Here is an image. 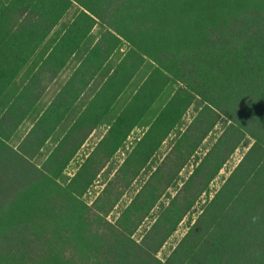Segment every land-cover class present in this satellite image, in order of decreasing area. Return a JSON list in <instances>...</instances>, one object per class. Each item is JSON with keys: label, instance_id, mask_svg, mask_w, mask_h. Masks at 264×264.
<instances>
[{"label": "trees", "instance_id": "trees-1", "mask_svg": "<svg viewBox=\"0 0 264 264\" xmlns=\"http://www.w3.org/2000/svg\"><path fill=\"white\" fill-rule=\"evenodd\" d=\"M73 7L71 22L42 52ZM95 27L100 30L95 43L19 136ZM122 47V58L84 110L42 154ZM146 63L150 72L110 117ZM196 102V113L184 123ZM221 119L226 126L198 157ZM105 121L104 136L61 182ZM136 128L141 135L124 148ZM246 138L247 151L210 197L211 182ZM121 150V163L86 202ZM142 175L139 188L110 221ZM203 195L206 201L192 212ZM154 209L152 223L136 240ZM191 213L197 215L183 237L168 256L158 258ZM0 264H264V0H0Z\"/></svg>", "mask_w": 264, "mask_h": 264}, {"label": "rangeland", "instance_id": "rangeland-1", "mask_svg": "<svg viewBox=\"0 0 264 264\" xmlns=\"http://www.w3.org/2000/svg\"><path fill=\"white\" fill-rule=\"evenodd\" d=\"M76 14V8H71L69 12L65 15V17L60 21V23L55 27V29L52 31V33L47 38L45 45L43 47V51H46L48 48L53 46L56 41L59 39L62 31L65 29V27L71 22L72 18ZM100 35V30L98 27H95L85 43L80 47V50L76 53V55L72 58L70 63L67 65V67L63 70L60 77L57 78V80L51 85L46 95L43 97V99L39 102V104L35 107L34 111L32 112L31 116L29 117V120L26 124H24L19 132V136H21L25 130L29 127V123L34 121L36 117L39 116V114L45 109V107L48 105L49 101L53 98L57 90L60 88V86L64 83L66 80V77L72 72V70L77 66L78 62L83 58L84 54L92 47V45L97 40L98 36ZM126 51V47H122L121 49L115 51L110 59L107 61L105 67L102 69V71L99 74V78H96L94 82L91 84V86L84 92L81 100L78 101V103L75 105L71 113L68 115L66 121L56 130V132L52 135V137L45 143L43 147L42 154H47L55 145L56 141L62 137L64 132L69 128L71 125V122L74 118L78 116L80 111L82 110L83 104L88 102V100L92 97L94 91L100 84L101 80L103 79L104 75L109 73L112 68L116 66V64L119 62V60L122 58L124 52ZM151 66L146 63L141 73L133 80V82L130 84L129 88L125 92V94L122 95L120 98V103L116 106V113L120 110L122 104L126 101L128 96L133 92L134 88H136L138 82L140 79L146 76L148 72H150ZM27 71L23 72L17 81V86H22L23 82L25 81V78L27 76ZM172 90V87L167 90V94H170ZM199 106V103H194V105L189 109L186 116L184 117V123H188L191 119V117L196 113V108ZM116 113L110 114L111 116H115ZM226 126V121L224 119H221V121L217 124V126L214 128V130L209 134V136L205 139L201 146V150H199L197 156L202 157L204 153L207 151V149L210 148V146L214 143L215 139L219 136L220 132L223 130V128ZM105 130V127H101L100 130H97L96 133L90 137L86 143L81 147L77 155L73 158V160L68 164L67 168L65 169L61 182L65 183L69 178L73 176L75 171L77 170V167L82 162V159L88 152L92 150L94 145L97 143L99 136L102 134V132ZM141 130H134L133 133L129 136L127 139L126 145L124 148H128L133 140L139 136ZM16 144V143H15ZM251 144L250 139H245L244 142L240 145L238 149L235 150V152L229 157L228 161L223 165L222 169L218 173L217 177L211 182L209 186V193L210 197L214 194L216 190L222 185L223 181L227 178L231 170L238 164L240 159L242 158L243 154L247 151L248 147ZM170 147V140L167 141L165 144L162 145L160 151H159V158L168 150ZM124 152L123 150L116 153L114 158L112 159L111 163L108 165V167L105 169V171L100 175V177L95 182L94 186L89 190V192L84 197L85 201L90 203L96 196V194L100 191L102 188L103 182L110 177V174L112 171L119 165L124 158ZM192 162L189 163L187 167L181 172L180 179L182 180L186 179L189 175L190 171L192 170ZM144 175L140 177V179L134 183V185L130 188V190L126 193V195L122 198L120 203L115 207L113 212L108 216V219L110 221H114L115 218H117L120 210L124 208V206L127 205L130 198L134 195L135 191L139 188L140 184L144 180ZM170 192V191H169ZM171 196H173L174 192H170ZM206 201V196H202L199 200V203L193 208L192 212L198 213L200 207L204 204ZM157 209H154L151 213V218L147 219L142 226L138 229L136 232L134 238L136 240H139L142 234L146 229L149 228L150 224L152 223V220L154 219L156 215ZM197 213H191L188 216H186L182 222L179 224L177 230L173 235L167 240V242L162 246L161 250L157 254L158 258L164 259L168 254L171 252V250L176 246V244L179 242V240L183 237L185 234L187 227L189 226V223L193 221L196 218ZM153 218V219H152Z\"/></svg>", "mask_w": 264, "mask_h": 264}, {"label": "crops", "instance_id": "crops-1", "mask_svg": "<svg viewBox=\"0 0 264 264\" xmlns=\"http://www.w3.org/2000/svg\"><path fill=\"white\" fill-rule=\"evenodd\" d=\"M73 71H74V69H73L72 72L66 77V79L69 78V76L73 73ZM99 74H100V73H99ZM99 74H98V75L93 79V81L87 86L86 90L91 86V84L94 82V80H95L96 78H99ZM60 75H61V74H60ZM60 75L58 76V78L60 77ZM61 86H62V85H61ZM98 88H99V85H98V87L96 88V90L94 91L93 95L96 93V91L98 90ZM86 90H85V91H86ZM85 91H84V92H85ZM84 92H83V94H84ZM83 94L80 96L79 100H81ZM93 95H92V97H93ZM92 97H91V98H92ZM91 98L88 100V102H86L85 104H83V106H82V111H83L84 108L86 107V104L89 103V101L91 100ZM79 100H78V101H79ZM78 101H77V103H78ZM77 103H76V104H77ZM76 104H75V105H76ZM116 106H117V105H115V104L113 105V107H112V109H111V112H110L109 114H112V113L114 114V113H116ZM74 107H75V106H74ZM109 116H110V115H109ZM107 124H108V123L105 121V124L97 126V127L92 131V133L89 135L88 139H89L90 137H92V136L96 133L97 130H100L101 127L104 126V127H105V130H104V131L102 132V134L99 136V138H98V141H99V140L104 136V134L106 133V131H107V129H108V125H107ZM136 129H137V128H136ZM136 129H134V130H136ZM134 130H133V131H134ZM138 130H140V129H138ZM133 131L131 132V134L133 133ZM131 134H130V135H131ZM140 135H141V131H140L139 136H140ZM139 136H138V137H139ZM128 138H129V137H128ZM136 138H137V137H136ZM88 139H87V140H88ZM98 141H97V142H98ZM85 143H86V142H85ZM85 143H84V144H85ZM95 145H96V144H95ZM95 145H94V146H95Z\"/></svg>", "mask_w": 264, "mask_h": 264}]
</instances>
